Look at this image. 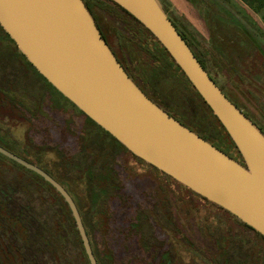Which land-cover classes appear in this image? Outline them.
<instances>
[{
    "label": "rangeland",
    "instance_id": "374dc122",
    "mask_svg": "<svg viewBox=\"0 0 264 264\" xmlns=\"http://www.w3.org/2000/svg\"><path fill=\"white\" fill-rule=\"evenodd\" d=\"M158 1L195 48L208 54L213 76L264 133L262 13L242 0ZM87 3L101 35L147 94L244 165L231 137L162 45L114 1ZM21 54L0 26V137L10 152L50 173L68 191L102 264L109 263L112 250L116 261L144 264L150 246L164 264H264V239L257 232L119 146ZM132 224L139 225L138 243L122 237ZM73 228L54 189L0 155V247L9 255L1 250L0 264H19L23 257L22 264H89Z\"/></svg>",
    "mask_w": 264,
    "mask_h": 264
},
{
    "label": "water",
    "instance_id": "95a60500",
    "mask_svg": "<svg viewBox=\"0 0 264 264\" xmlns=\"http://www.w3.org/2000/svg\"><path fill=\"white\" fill-rule=\"evenodd\" d=\"M167 50L225 128L245 164L164 111L120 64L83 0H0V26L36 70L126 149L264 236V133L204 69L158 0H112ZM50 183L71 209L90 264L80 211L51 175L0 146Z\"/></svg>",
    "mask_w": 264,
    "mask_h": 264
},
{
    "label": "trees",
    "instance_id": "16d2710c",
    "mask_svg": "<svg viewBox=\"0 0 264 264\" xmlns=\"http://www.w3.org/2000/svg\"><path fill=\"white\" fill-rule=\"evenodd\" d=\"M85 1V4H86V6H87V8H88V10L90 11V13H93L92 12V9H91V7L89 6V4L87 3V0H84ZM245 4H247L248 6H250L252 9H254L256 12H261L262 13V19L264 20V0H242ZM125 12H127L125 9H123ZM128 13V12H127ZM135 21H137L141 26H143L144 28H145V30L147 31V32H149L154 38H155V36L142 24V23H140L135 17H133L130 13H128ZM175 26V25H174ZM7 36L9 37V35L7 34ZM102 37H103V35H102ZM10 38V37H9ZM104 38V37H103ZM183 38L185 39V41L187 40L188 42L187 43H189L190 45H192L193 47H194V50L196 51L195 53H196V55L201 59V61H203L204 62V65H208L207 67L208 68H210L209 67V64H207V62L208 63H212V60L210 59V57L208 56V54L206 53V55L203 53V50L201 49H199L200 47H198V46H196L197 47V49L195 48V46L194 45H197L196 43H194V41L193 40H191L190 38H187V37H184L183 36ZM105 39V38H104ZM156 39V38H155ZM10 40L13 42V43H15L11 38H10ZM157 40V39H156ZM105 41H106V43L108 44V42H107V39H105ZM158 41V40H157ZM159 42V41H158ZM160 43V42H159ZM161 44V43H160ZM188 44V45H189ZM194 44V45H193ZM109 45V44H108ZM162 45V44H161ZM110 47V46H109ZM162 48H163V50H164V52L169 56V58L171 59V61L174 63V65L176 66V68L182 73V75L185 77V79L188 81V83L193 87V85L191 84V82L188 80V78L186 77V75L183 73V71L180 69V67L175 63V61L172 59V57L170 56V54L167 52V50L162 46ZM110 49H111V47H110ZM112 50V49H111ZM113 51V50H112ZM115 55V54H114ZM21 56L25 59L26 57L23 55V54H21ZM116 58H117V56H116ZM118 59V61L120 62V64L123 66L124 64H122V62H121V60H119V58H117ZM26 60V59H25ZM27 61V60H26ZM27 64L34 70V72L35 73H37L40 77H41V79L42 80H44V81H46V82H48L37 70H36V68L30 63V62H28L27 61ZM124 67V69H125V71L128 73V75L133 79V81L139 86V88L145 93V95L148 97V98H150L154 103H156L159 107H161L164 111H166L168 114H170L171 116H172V114L165 108V107H163L160 103H158V102H156L151 96H149L148 94H147V92H146V90H144V88H142V86H140V84H138V82H136V80L131 76V74L128 72V70H126V68H125V66H123ZM37 75V76H38ZM49 84V83H48ZM50 86H52L51 84H49ZM53 87V86H52ZM54 89V88H53ZM193 89H194V91H195V93L197 94V96L203 101V103L207 106V108L212 112V110L209 108V106L206 104V102L203 100V98L200 96V94L195 90V88L193 87ZM54 91H57L56 89H54ZM60 93V92H59ZM61 94V93H60ZM62 95V94H61ZM63 96V95H62ZM64 97V96H63ZM47 99L52 103V101L47 97ZM67 99V98H66ZM4 100V98L2 99V101ZM68 100V99H67ZM69 101V100H68ZM6 104V106H8V102L7 103H5ZM73 104V103H72ZM73 106H75L74 104H73ZM83 116H86L81 110L79 111ZM213 113V112H212ZM214 114V113H213ZM215 116V115H214ZM89 118V117H88ZM87 118V119H88ZM215 118L217 119V117L215 116ZM90 119V118H89ZM91 120V119H90ZM92 122H93V120H91ZM179 121V120H178ZM217 121L218 122H220L218 119H217ZM94 123V125H96L99 129H101L102 130V128L99 126V125H97L95 122H93ZM182 123V122H181ZM183 124V123H182ZM221 124V123H220ZM221 126H222V124H221ZM63 127V126H62ZM192 129H193V127L192 126H190ZM223 127V126H222ZM223 129L225 130V128L223 127ZM103 131V130H102ZM226 131V130H225ZM104 133H106L107 135H109V136H111L112 137V139L117 143V144H119V146H121V147H123V148H125L119 141H117L112 135H110L108 132H106L105 130L103 131ZM227 132V131H226ZM199 133V135L202 137V138H204L205 140H210V138L208 137V135H207V133L206 132H204V133H201V132H198ZM229 135V134H228ZM214 146H216L217 148H219V149H221V146H219V145H217V144H215V143H212ZM0 146H2L3 148H5V149H7V150H9V151H11L10 149H9V147L7 146V143L3 140V138L2 137H0ZM0 155L1 156H3V157H5V158H7L8 160H11V161H13L12 159H9L8 157H6V156H4L3 154H1L0 153ZM15 162V161H14ZM15 163H17V162H15ZM20 166H22V165H20ZM23 168H25L24 166H22ZM25 169H27V168H25ZM27 170H29V169H27ZM29 171H31V170H29ZM31 172H33V171H31ZM33 173H35V172H33ZM48 173V172H47ZM38 177H40L42 180H44L50 187H52V189H54V191L61 197V199H62V202L64 203V205L66 206V208L68 209V211H69V213H70V215H71V220H72V222H73V226L74 227H76V223H75V220H74V217H73V215H72V212H71V209L69 208V206H68V204L66 203V201L64 200V198L62 197V195L50 184V183H48L43 177H41L40 175H38L37 173H35ZM49 175H51L50 173H48ZM105 176L103 175L102 177L100 176V180H101V182L103 181V180H105V179H103ZM107 177V176H106ZM54 178V177H53ZM98 178H96V179H98ZM110 178H111V176H110ZM55 180H57L56 178H54ZM58 182H59V180H57ZM111 181V180H110ZM60 183V182H59ZM91 188V187H90ZM92 190H93V188H91ZM101 193H99V195H97L98 197H101V195H103L105 192H107L106 191V189L104 190V191H100ZM104 195H106V193L104 194ZM79 211H80V209H79ZM80 214H81V212H80ZM81 217H82V221H83V224L84 225H86V221H85V219H84V216H82V214H81ZM244 224V226L245 227H247L248 229H251L252 231H255L253 228H251L250 226H248V225H246L245 223H243ZM135 227H139V225L138 224H132V229H130V228H127L126 229V231L125 232H123L124 234H123V239H124V237H127V238H131V239H134L137 243L139 242L138 240H139V234H137L136 232H134V230H135ZM255 232H257V231H255ZM258 233V232H257ZM117 234V236H118V233H116ZM112 235V234H111ZM120 235V234H119ZM258 235H260L263 239H264V236H262L261 234H259L258 233ZM74 236L78 239V241H79V244H80V247H81V250L82 249H84V246H83V242H82V239H81V237H80V235H79V232H78V230H75V234H74ZM114 237H115V235H114ZM112 238H113V235H112ZM149 253H148V257H147V259L145 260V263L144 264H164V263H160L161 261H160V259H157V249L156 248H154V247H148L147 249H146ZM159 250V249H158ZM85 251V250H84ZM166 251H167V249H166ZM93 252H94V250H93ZM86 253V252H85ZM167 253H168V251H167ZM94 254H95V256H96V259H97V262H98V264H102V262L100 261V259L97 257V255H96V253L94 252ZM156 254V255H155ZM86 256H87V254H86ZM116 254H115V251L114 250H112V251H110V253H109V263L108 264H132L133 262V259L131 260V259H129V260H126L125 262H122V261H116ZM87 259H88V257H87ZM137 261L138 260H135L134 259V262L137 264ZM87 263H89L90 264V262H89V260H88V262ZM134 264V263H133ZM139 264V263H138Z\"/></svg>",
    "mask_w": 264,
    "mask_h": 264
},
{
    "label": "flooded vegetation",
    "instance_id": "af4514ba",
    "mask_svg": "<svg viewBox=\"0 0 264 264\" xmlns=\"http://www.w3.org/2000/svg\"><path fill=\"white\" fill-rule=\"evenodd\" d=\"M84 1V0H83ZM84 3H85V1H84ZM86 5V4H85ZM87 7V6H86ZM164 9V8H163ZM164 11L166 12V14L168 15V17H169V19L172 21V23L175 25V27H176V29L178 30V32L182 35V36H184V37H187V38H190L187 34H186V32L183 30V29H181L179 26H178V24L176 23V21L170 16V14L164 9ZM91 15H92V17H93V19H94V15H93V13H91ZM94 21H95V19H94ZM97 26V25H96ZM186 42H188L187 40H186ZM189 44V43H188ZM189 47L191 48V50L194 52V54L196 55V51L194 50V47L192 46V45H190L189 44ZM196 57L198 58V60L200 61V63L202 64V66L204 67V69L208 72V74L210 75V77L216 82V84L219 86V88L224 92V94L249 118L250 116L239 106V104H238V102H237V100H235V97H233V95L231 96V95H229L228 93H227V91H226V89L222 86V84H220L219 82H218V80H216V78L213 76V74H212V72L210 71V69L207 67L208 65H204V62L203 61H201V59L196 55ZM251 58H252V56H251ZM0 79H3L2 77H1V75H0ZM3 82H4V80H3ZM6 84H4V86H5ZM3 87V86H2ZM233 97V98H232ZM251 118V117H250ZM249 118V119H250ZM260 128V127H259ZM261 129V128H260ZM262 130V129H261ZM262 132H263V130H262ZM61 184V183H60ZM74 230H73V232L75 233V230H78V228H77V226L76 227H74L73 228ZM85 230H86V232H87V229L85 228ZM79 232V231H78ZM80 235V234H79ZM87 235H88V232H87ZM81 237V236H80ZM88 238H89V235H88ZM89 240H90V238H89ZM84 246V245H83ZM24 248L25 247H21L20 249H23L24 250ZM26 249H28V248H26ZM1 250H4L3 252H4V254L6 255L5 257L7 258V257H9V255H8V252L6 251L7 249L6 248H1L0 247V251ZM84 250H85V248H84ZM15 252L17 253L18 252V250H15ZM86 252V251H85ZM88 257V256H87ZM24 260H25V257H23V258H20L19 260H18V262H19V264H22L23 262H24ZM89 260V259H88Z\"/></svg>",
    "mask_w": 264,
    "mask_h": 264
}]
</instances>
